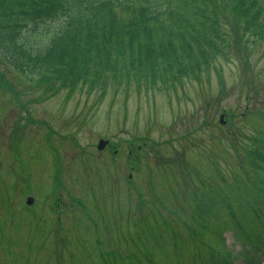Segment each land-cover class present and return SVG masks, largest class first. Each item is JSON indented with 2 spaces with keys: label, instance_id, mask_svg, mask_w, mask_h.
I'll list each match as a JSON object with an SVG mask.
<instances>
[{
  "label": "rangeland",
  "instance_id": "obj_1",
  "mask_svg": "<svg viewBox=\"0 0 264 264\" xmlns=\"http://www.w3.org/2000/svg\"><path fill=\"white\" fill-rule=\"evenodd\" d=\"M194 1L152 66L0 48V264H264V0Z\"/></svg>",
  "mask_w": 264,
  "mask_h": 264
},
{
  "label": "trees",
  "instance_id": "obj_2",
  "mask_svg": "<svg viewBox=\"0 0 264 264\" xmlns=\"http://www.w3.org/2000/svg\"><path fill=\"white\" fill-rule=\"evenodd\" d=\"M24 1L0 0V48L20 69L49 65L59 68L72 64L71 58L75 63L95 58L110 61L115 51L152 66L158 56L169 55L178 46L171 39L163 41L164 34H168L163 27L167 19L179 23L183 17L180 8L186 13L209 11L202 6L197 10L194 0H184L183 4L182 0ZM20 15L25 20L20 21ZM180 33L173 28L169 34L175 38ZM159 35L156 46L153 37ZM81 77L78 70L73 72L74 80ZM224 264L232 263L229 259Z\"/></svg>",
  "mask_w": 264,
  "mask_h": 264
},
{
  "label": "water",
  "instance_id": "obj_3",
  "mask_svg": "<svg viewBox=\"0 0 264 264\" xmlns=\"http://www.w3.org/2000/svg\"><path fill=\"white\" fill-rule=\"evenodd\" d=\"M221 118L223 119V116H222ZM107 143H108V140L101 139L100 142H99L98 147H99L100 149H102V148H104V147L106 146ZM32 200H33V199L30 197V198H29V202H32Z\"/></svg>",
  "mask_w": 264,
  "mask_h": 264
}]
</instances>
